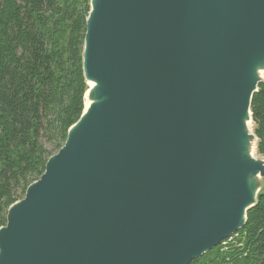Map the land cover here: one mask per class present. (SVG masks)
I'll use <instances>...</instances> for the list:
<instances>
[{
  "label": "water",
  "instance_id": "95a60500",
  "mask_svg": "<svg viewBox=\"0 0 264 264\" xmlns=\"http://www.w3.org/2000/svg\"><path fill=\"white\" fill-rule=\"evenodd\" d=\"M262 65L264 0H90L93 102L8 209L0 264H189L241 230Z\"/></svg>",
  "mask_w": 264,
  "mask_h": 264
},
{
  "label": "trees",
  "instance_id": "16d2710c",
  "mask_svg": "<svg viewBox=\"0 0 264 264\" xmlns=\"http://www.w3.org/2000/svg\"><path fill=\"white\" fill-rule=\"evenodd\" d=\"M90 0H0V228L79 120ZM264 160V81L250 103ZM189 264H264V191L230 238Z\"/></svg>",
  "mask_w": 264,
  "mask_h": 264
},
{
  "label": "bare ground",
  "instance_id": "6f19581e",
  "mask_svg": "<svg viewBox=\"0 0 264 264\" xmlns=\"http://www.w3.org/2000/svg\"><path fill=\"white\" fill-rule=\"evenodd\" d=\"M255 77L258 80H264V65L257 67V69L255 70ZM94 87H95V84L93 82L88 83V91L86 92L85 97H84L85 111L88 109L89 105L93 102V99L90 96V94L93 91ZM250 125H251V120H250L249 115H247V117L245 118V126L247 129H249L251 128ZM252 154H253V151L250 149V151H248V155L254 158ZM261 164L264 166V162H261Z\"/></svg>",
  "mask_w": 264,
  "mask_h": 264
},
{
  "label": "rangeland",
  "instance_id": "374dc122",
  "mask_svg": "<svg viewBox=\"0 0 264 264\" xmlns=\"http://www.w3.org/2000/svg\"><path fill=\"white\" fill-rule=\"evenodd\" d=\"M250 127L251 128H249V129H247V134H248V136H253V124L251 123V125H250ZM256 140L255 139H253L252 141H251V147H250V149L253 151V157H254V159L255 160H259L260 159V157L257 155V152H256ZM258 184H259V192L261 191V190H263L264 191V179H260V180H258ZM258 192V193H259ZM258 195V194H257Z\"/></svg>",
  "mask_w": 264,
  "mask_h": 264
}]
</instances>
